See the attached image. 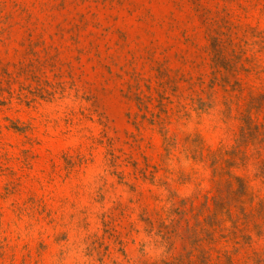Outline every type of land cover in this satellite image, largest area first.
Instances as JSON below:
<instances>
[{
	"label": "rangeland",
	"instance_id": "rangeland-1",
	"mask_svg": "<svg viewBox=\"0 0 264 264\" xmlns=\"http://www.w3.org/2000/svg\"><path fill=\"white\" fill-rule=\"evenodd\" d=\"M0 264H264V0H0Z\"/></svg>",
	"mask_w": 264,
	"mask_h": 264
}]
</instances>
